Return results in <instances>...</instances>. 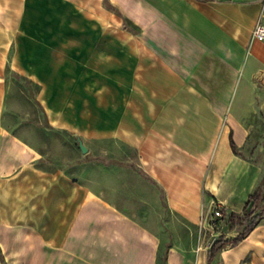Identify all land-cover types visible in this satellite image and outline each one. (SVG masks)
Returning a JSON list of instances; mask_svg holds the SVG:
<instances>
[{
  "label": "crops",
  "instance_id": "1",
  "mask_svg": "<svg viewBox=\"0 0 264 264\" xmlns=\"http://www.w3.org/2000/svg\"><path fill=\"white\" fill-rule=\"evenodd\" d=\"M109 2L142 23V44H105L97 0L95 11L89 0H0V264H159L162 242L114 204L120 220L104 223L108 191L41 166L7 123L9 72L39 86L57 117L51 127L110 144L106 165L124 168L131 161L121 152L135 154L144 191H157L182 221L155 229L187 232L166 248L164 264H209L201 218L218 203L228 228L264 193V43L253 38L264 25L261 0ZM93 18L99 29L80 26ZM74 95L86 103L76 112ZM118 187L136 191L131 179ZM220 256L264 264V220Z\"/></svg>",
  "mask_w": 264,
  "mask_h": 264
},
{
  "label": "rangeland",
  "instance_id": "2",
  "mask_svg": "<svg viewBox=\"0 0 264 264\" xmlns=\"http://www.w3.org/2000/svg\"><path fill=\"white\" fill-rule=\"evenodd\" d=\"M95 1L89 0L88 10L92 8L95 11ZM97 1L98 3H103V42L105 44L119 43L122 45L136 43V45H139L143 43L144 38L141 35L143 32L142 23L130 19L125 7L113 6L109 0ZM137 16V18L140 19L141 17L142 19V15L137 14ZM84 24V20L80 22L81 27L99 29L101 27V19L93 18V21L89 19ZM80 37L82 39L85 38L84 36H76L73 39L79 42ZM89 38L93 39L90 42H96L94 37ZM9 78L10 83L6 109L7 123L13 127L18 126L16 130L17 134L41 154L43 157L40 161L41 166L53 172L61 171L71 176L76 182H82L91 189L108 191V195L104 198L105 203L109 205L105 211V215L108 214V217L105 218L104 223L120 220L121 217L119 215L117 216L116 213L114 214L115 216L111 215V212L116 210L114 205L124 212L130 210L129 214L134 212L136 215L134 218L136 223L146 222L140 224L151 226V233L161 239L159 264H164L166 248L172 245L176 238L183 239V235L187 232L174 229H155V227H160L164 223H182V221L169 211L163 197L157 191H144L143 180L137 178V175L134 173L135 171H139L134 162L135 154L125 150L121 152L128 161H131H123L122 166L124 168L106 165L105 163L108 160H113L112 155L110 153L106 155L102 153H104V149L111 150L112 146L110 144L102 147L97 144L96 139L83 136L80 130H63L62 128L51 127L53 122L56 123L57 117L54 116L55 114L52 111L49 114L47 105L45 104L46 102L41 99L39 93H36L35 88L26 83L23 77L13 72H9ZM104 80L103 85L110 82L108 79ZM75 87L77 89V84ZM88 88L90 89L89 86ZM104 93L105 95H110V92L105 90V88ZM76 96L74 95L71 100V108L74 112L79 111L81 107L85 108L84 106L86 104L85 101H81ZM101 101L102 99L98 101L93 100V107H95L96 103H101ZM87 107L89 108V105ZM78 139H81L84 145L91 151L92 157L90 160H87L82 153ZM102 157L107 160L105 159V162L102 161ZM115 179L116 181H114ZM128 179H131L136 191H120V187H118L119 183L127 182ZM256 202L257 206L255 203L252 210L255 212L254 216L260 215L262 217L260 220L262 221L264 220V206L260 205V203H264L263 191L258 193ZM244 217L245 215L230 218L231 223H227V226L229 224L228 228L224 226L226 223H223L216 232V236L210 242H206L205 245H211L213 240L217 242L220 239H224V241H233L236 239L249 225V223H243L242 220ZM197 235L200 238L201 232L199 228L197 229ZM163 240L165 241L163 242ZM233 248V245L229 243L223 250ZM223 250L220 253H223ZM220 253L216 256L217 264H223Z\"/></svg>",
  "mask_w": 264,
  "mask_h": 264
},
{
  "label": "built area",
  "instance_id": "3",
  "mask_svg": "<svg viewBox=\"0 0 264 264\" xmlns=\"http://www.w3.org/2000/svg\"><path fill=\"white\" fill-rule=\"evenodd\" d=\"M262 13L261 19H264V0H261ZM253 38L260 43H264V25L258 23L253 30ZM225 218V212L223 208L218 203H213L209 211V214L201 218L199 229L201 232L202 241L208 243L216 236V232L219 230L223 224V219ZM214 240L211 246L214 244Z\"/></svg>",
  "mask_w": 264,
  "mask_h": 264
},
{
  "label": "trees",
  "instance_id": "4",
  "mask_svg": "<svg viewBox=\"0 0 264 264\" xmlns=\"http://www.w3.org/2000/svg\"><path fill=\"white\" fill-rule=\"evenodd\" d=\"M24 80L26 81V83H28L29 85H31L32 87L35 88L36 93L39 92L40 88L37 84L33 83L32 81H30L27 78H24ZM232 148L233 151L238 154V149L235 145V143L232 141ZM258 199V193H254L253 195H251V197L249 198V201L246 205L245 208V217L243 218V223H249V225L247 226L246 230L241 233L236 239H234L233 241H224V239H220L219 241L215 242L209 251V264H212V262L215 260L216 256L229 244L231 243V245H233V247L239 245L257 226H259L260 224V220L262 219V217L260 215L258 216H254L255 212L253 210H251L250 212L247 210L250 203L252 201H257ZM234 218V217H231Z\"/></svg>",
  "mask_w": 264,
  "mask_h": 264
},
{
  "label": "water",
  "instance_id": "5",
  "mask_svg": "<svg viewBox=\"0 0 264 264\" xmlns=\"http://www.w3.org/2000/svg\"><path fill=\"white\" fill-rule=\"evenodd\" d=\"M78 142H79V146H80V149L82 151L83 154H87L88 153V149L84 146L83 142L81 141V139H78ZM254 204H255V201H252L248 207V211L250 212L253 207H254Z\"/></svg>",
  "mask_w": 264,
  "mask_h": 264
}]
</instances>
